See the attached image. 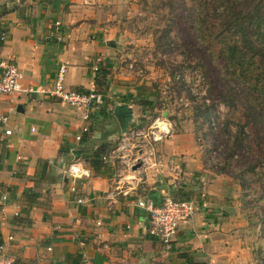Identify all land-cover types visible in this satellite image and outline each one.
Returning <instances> with one entry per match:
<instances>
[{
	"label": "crops",
	"instance_id": "1",
	"mask_svg": "<svg viewBox=\"0 0 264 264\" xmlns=\"http://www.w3.org/2000/svg\"><path fill=\"white\" fill-rule=\"evenodd\" d=\"M95 3L0 0V6L12 7L0 15V76L7 60L22 73V90L0 93V108L8 115L7 124H0V243H7L6 255L13 264H80L83 253L92 264H248L233 223L240 190L210 168L189 123L158 144L170 170L117 173V159L100 169L91 165L99 146L107 154L122 131L144 121L134 99L136 80L119 66L120 44ZM62 65L68 88L97 91L88 119L50 94ZM120 106L128 110L121 113L123 121ZM83 126L88 130L78 140ZM74 160L89 177L64 172ZM166 193L196 206L169 249L149 235L148 212L136 204L143 198L158 205Z\"/></svg>",
	"mask_w": 264,
	"mask_h": 264
},
{
	"label": "rangeland",
	"instance_id": "2",
	"mask_svg": "<svg viewBox=\"0 0 264 264\" xmlns=\"http://www.w3.org/2000/svg\"><path fill=\"white\" fill-rule=\"evenodd\" d=\"M94 1L120 44L119 66L153 94L152 107L137 110L141 125L163 116L174 134L190 124L210 168L240 190L233 223L248 264H264V97L232 77L227 44L236 34L224 0ZM249 98L262 105L256 120L242 115Z\"/></svg>",
	"mask_w": 264,
	"mask_h": 264
},
{
	"label": "built area",
	"instance_id": "3",
	"mask_svg": "<svg viewBox=\"0 0 264 264\" xmlns=\"http://www.w3.org/2000/svg\"><path fill=\"white\" fill-rule=\"evenodd\" d=\"M5 33L1 32L0 38L3 39ZM3 67L0 76V93H13L22 90L20 72L17 64L11 60L1 63ZM98 67H95L94 74ZM65 66H60L56 74L50 94L57 97L67 105L83 110V118L88 119L91 109L98 104L97 91L90 92L81 91L74 88H68L64 83ZM32 91V88H27ZM8 115L0 108V124L6 125ZM88 130L87 126H83L81 133L77 139L80 140L83 133ZM174 131L173 124L170 120L163 116H156L149 124L142 126L138 125L130 127L120 133L117 145L102 155L104 163L111 162L110 159L119 160L117 173L127 170L133 171V166L140 163L136 169L146 170L154 168L158 173L166 167L170 170V160H167L166 165L162 163L161 153L157 147L159 142L172 136ZM10 129H5V133L9 134ZM164 166V167H163ZM69 176L74 178L89 177V171L81 165L80 160L71 161L64 170ZM134 180L140 177H133ZM125 179V177H124ZM129 181V178H127ZM131 185V180L129 181ZM122 193L127 194L129 191L126 188H120ZM4 197V196H3ZM79 203L83 201L80 197L77 199ZM136 204L144 208L148 212L147 231L149 235L156 237L162 242L165 248H171V243L176 235L179 225L188 220L195 212V202L189 198L178 197L171 193H166L160 204H154L150 200L138 198ZM100 224V221H97ZM10 239H13L11 236ZM6 244L0 243V264H13L10 256L6 255ZM80 264H92L91 260L83 253Z\"/></svg>",
	"mask_w": 264,
	"mask_h": 264
},
{
	"label": "trees",
	"instance_id": "4",
	"mask_svg": "<svg viewBox=\"0 0 264 264\" xmlns=\"http://www.w3.org/2000/svg\"><path fill=\"white\" fill-rule=\"evenodd\" d=\"M222 5L227 9L224 23L234 29L236 34L230 45L227 44L229 53L226 58L228 63L232 64L230 67L232 77L236 81L243 79L242 82H247L250 85L249 92H255L261 100L264 97V0H224ZM11 9L12 7L7 5L0 6V15L6 14ZM136 90L134 99L142 107L141 112H143L145 106L153 102L149 99L153 94L146 91L144 85H140ZM129 97L132 98L133 95L129 94ZM237 101L238 99L233 102L235 107ZM259 104L260 101L255 104L252 98L245 100L246 107L242 113L245 119L256 120L262 116V105L260 107ZM127 112L125 106L118 107L117 113L121 121H123L121 113L127 114ZM106 151L107 147L101 145L92 153L90 163L94 169H100L105 165L101 157Z\"/></svg>",
	"mask_w": 264,
	"mask_h": 264
},
{
	"label": "water",
	"instance_id": "5",
	"mask_svg": "<svg viewBox=\"0 0 264 264\" xmlns=\"http://www.w3.org/2000/svg\"><path fill=\"white\" fill-rule=\"evenodd\" d=\"M139 165H140V163L138 162L137 164H135V165L133 166V169L139 167Z\"/></svg>",
	"mask_w": 264,
	"mask_h": 264
}]
</instances>
